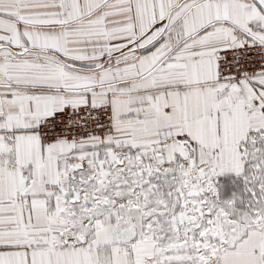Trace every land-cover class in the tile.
I'll return each instance as SVG.
<instances>
[{
	"label": "snow or ice",
	"instance_id": "1",
	"mask_svg": "<svg viewBox=\"0 0 264 264\" xmlns=\"http://www.w3.org/2000/svg\"><path fill=\"white\" fill-rule=\"evenodd\" d=\"M0 264H264V0H0Z\"/></svg>",
	"mask_w": 264,
	"mask_h": 264
}]
</instances>
